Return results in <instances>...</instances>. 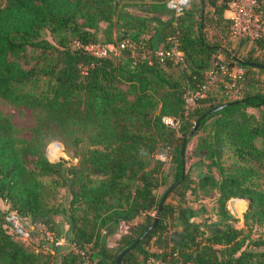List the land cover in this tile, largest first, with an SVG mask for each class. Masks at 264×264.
Segmentation results:
<instances>
[{
	"label": "trees",
	"instance_id": "trees-1",
	"mask_svg": "<svg viewBox=\"0 0 264 264\" xmlns=\"http://www.w3.org/2000/svg\"><path fill=\"white\" fill-rule=\"evenodd\" d=\"M165 1L0 0V102L35 113L25 140L0 111V264H54L56 256L57 264H116L118 254L151 225L163 194L157 189L167 179L173 187L156 227L121 264H264V249L253 250L264 248V239L250 238L253 225H264V81L255 79L264 75V40L234 44L224 16L228 0H189L177 17ZM123 3L169 13L164 22L149 20L161 48L154 36L129 40L151 51L168 49L173 41L181 66L166 58L141 59L138 50L134 58L126 48L101 58L82 50L125 41L95 35L99 24H113ZM145 22L132 28L142 30ZM219 63L242 70L237 96L206 94L186 107L184 94L200 87ZM164 116L178 120L176 131L162 124ZM195 124V150L216 176L209 172L192 180L182 172L179 151ZM53 143L74 163L49 161ZM158 155L169 162L165 174ZM60 190L67 195L63 209L57 202ZM211 192L216 193L218 229L192 225L169 242L184 205ZM234 198L247 202L242 228L231 224L236 220L226 209ZM8 213L28 232L25 241L5 220ZM56 215L64 218V242L75 251L41 250L33 226L53 233ZM120 222L128 229L106 247L102 231ZM77 250L86 251V259Z\"/></svg>",
	"mask_w": 264,
	"mask_h": 264
},
{
	"label": "rangeland",
	"instance_id": "rangeland-1",
	"mask_svg": "<svg viewBox=\"0 0 264 264\" xmlns=\"http://www.w3.org/2000/svg\"><path fill=\"white\" fill-rule=\"evenodd\" d=\"M260 2H261L260 8L264 20V0H260ZM149 11L150 9L147 7V5L143 3H123V5L118 10L117 17L114 18L113 20V24L108 27L104 23L99 24L98 29L95 31V35L98 37V39L102 41L107 40L106 39L107 35L110 41L111 40L117 41L119 39L129 40V38H131V36L134 35L139 41H142L145 39L146 40L149 39V37L151 36H154L153 41L156 43V48H161L159 37L154 35V31L152 28L153 23L149 21L150 19H152L150 17L151 15ZM158 13L159 15L163 16V18H156V19L160 20L161 22L168 20L169 13L165 12V9H163ZM141 20L147 21L145 22L142 30L137 28H132L137 25H141ZM245 40L250 41V39H245ZM235 43L236 42H234V44ZM245 48L246 49L249 48V43L246 44ZM137 55L138 54L136 50H134L132 56L134 58H137ZM255 79L258 82H263L264 75L257 74L255 76ZM239 81L240 79L237 78L234 80V82L231 85V83H229V80L227 78H223L222 81L217 80L208 89V92L206 94H210L211 96L215 95L219 99L220 98L222 99L223 98L222 96H226L227 99L234 98L235 96H237L238 91L240 90V88L237 87L235 88V86H237ZM223 86H226L227 89L225 90ZM0 111L3 113V115L9 118L13 128L15 129L17 137L25 140L29 139V131L33 127L35 122L34 112L24 108H15L3 102H0ZM249 112L254 113L256 116L259 113L256 111H249ZM196 139L197 136H192L191 138L188 139V142L184 147V152H183L184 173H186L192 180H196L198 176L209 172L211 175L216 176L213 170H208L206 168L205 164L207 162L204 161L203 154L195 150ZM55 154L58 155L57 159H52L51 156H48V160L51 162L64 160L68 164L74 163V161L69 160L66 157V155H64L63 148L60 153L56 152ZM168 166H169V162L168 160H166L162 166L163 174L166 173ZM169 184L170 181L169 179H167L165 181V185L157 189V195L164 193L165 190L168 188ZM215 196H216L215 192H211L205 196L200 194L196 201L186 203L183 209L176 215V221L174 223V227L171 228L169 231V242H173L177 240L181 236V234L185 232L187 229H189L190 226L192 225H197L201 229H204L205 231L211 229H218V227L217 228L214 227V224H216L215 222H217V216H216L217 209L215 204ZM186 198L187 200H192L188 194H186ZM57 202H59L62 209L66 207L67 195L63 190L59 191ZM228 203L229 201L226 203V209L229 212V214L236 220L235 223H231V224L236 228H242L243 227L242 215L245 212V209L240 211L241 206L237 205V208L240 211V213L235 216L234 213H232ZM0 207L2 208L1 203H0ZM54 220L56 222V230L53 233L56 236V238L64 241L66 239V230H67L65 229L67 228V225L65 224V220L61 215H56L54 217ZM103 238L105 240V245L106 242L113 243L115 234L112 231L110 232L106 231V233L103 235ZM250 238L252 240H255L257 238L264 239V225H258V226L253 225L250 232ZM37 240H38L37 236L35 235L31 238L30 243L34 246L37 244ZM62 249H63L62 247L59 248L58 252L62 251ZM250 249H252V247ZM263 249H264L263 247L253 248V250L255 251H261ZM58 259L59 256H56L54 259V264H57ZM152 264H157V263H152Z\"/></svg>",
	"mask_w": 264,
	"mask_h": 264
},
{
	"label": "built area",
	"instance_id": "built-area-1",
	"mask_svg": "<svg viewBox=\"0 0 264 264\" xmlns=\"http://www.w3.org/2000/svg\"><path fill=\"white\" fill-rule=\"evenodd\" d=\"M189 0H166V9L174 16L177 17L183 13L187 8ZM224 16L230 22V39L233 42H237L243 39H255L261 38L264 40V20L263 14L258 3V0H228L227 9L224 12ZM171 46L168 49H156L154 51L146 50L140 43H134L130 40H125L121 44L106 43L104 45L92 44L81 47L83 51L95 58L105 57L107 55L116 56L123 48L131 51L138 50L141 52V59L149 58L153 56L162 60L164 58L171 60L174 64L181 66V52L178 50L176 43L171 41ZM77 47H80L76 44ZM242 70L240 68H229L226 63L214 64L211 69L207 71L204 76L205 82L194 91H187L184 94L185 106L189 107L193 100L198 98H204L208 89L212 84L223 78H227L229 83L234 82L235 79H239L242 76ZM226 90L227 87L223 86ZM162 124L174 131L178 129L179 122L175 118L164 116L161 118ZM51 146V147H50ZM62 148L59 143H53L48 146L47 157L51 156L52 159H57L56 152H61ZM157 159L161 162L166 161L164 155H158ZM165 160V161H164ZM5 220L11 225L12 230L22 240L28 238V232L25 231L17 216L14 213H8ZM33 228L38 232L40 240L42 241L41 250L44 253H52L53 250L67 247L70 250H76L73 245H67L63 240L56 238V236L48 231L41 225H34ZM103 234V231H102ZM79 256L86 259V251L77 250ZM158 264V263H157Z\"/></svg>",
	"mask_w": 264,
	"mask_h": 264
},
{
	"label": "water",
	"instance_id": "water-1",
	"mask_svg": "<svg viewBox=\"0 0 264 264\" xmlns=\"http://www.w3.org/2000/svg\"><path fill=\"white\" fill-rule=\"evenodd\" d=\"M227 104H224L214 110H212L210 113H214V112H217L219 111L220 109H222L223 107H225ZM196 130V124L194 125V127L192 128V130L183 138L182 142L184 143V141L188 138H190L192 136V134L195 132ZM183 152H184V146H181L180 148V151H179V160H180V164H181V169H182V172H183V168H184V160H183ZM172 187L173 186H169L165 192L162 194L161 198H160V201L158 203V206L155 210V213L153 214V221L151 223V225L141 234V236H139L137 238L136 241H134L128 248L124 249L123 251H121L118 256L115 258V263L116 264H121L120 261H121V258L128 252L130 251L139 241L143 240L144 237L149 233L151 232L155 227H156V224H157V218H158V215H159V212H160V209H161V206L162 204L165 202L168 194L170 193V191L172 190ZM232 213H234V215H238L240 213V211H242L243 209H247V202L243 199H231L228 203ZM237 205H240L241 206V209L240 211L238 210L237 208Z\"/></svg>",
	"mask_w": 264,
	"mask_h": 264
},
{
	"label": "crops",
	"instance_id": "crops-1",
	"mask_svg": "<svg viewBox=\"0 0 264 264\" xmlns=\"http://www.w3.org/2000/svg\"><path fill=\"white\" fill-rule=\"evenodd\" d=\"M149 13L151 15L150 16L151 18H163V16L159 15V13H156L154 11L150 10ZM2 208H3V206H2ZM128 227H129V224L120 222L116 225H113L111 228H108L107 230L103 231V235L106 233V231H109V232L112 231L115 234V238H114V240H115L119 235L123 234L128 229ZM104 243H105V240H104ZM112 244L113 243H107L106 242L107 247L112 246Z\"/></svg>",
	"mask_w": 264,
	"mask_h": 264
}]
</instances>
